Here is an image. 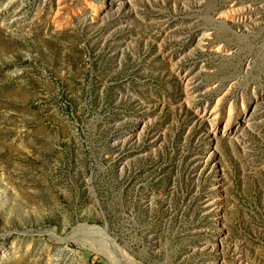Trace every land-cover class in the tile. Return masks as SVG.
<instances>
[{
  "label": "rangeland",
  "instance_id": "obj_1",
  "mask_svg": "<svg viewBox=\"0 0 264 264\" xmlns=\"http://www.w3.org/2000/svg\"><path fill=\"white\" fill-rule=\"evenodd\" d=\"M0 264H264V0H0Z\"/></svg>",
  "mask_w": 264,
  "mask_h": 264
},
{
  "label": "bare ground",
  "instance_id": "obj_2",
  "mask_svg": "<svg viewBox=\"0 0 264 264\" xmlns=\"http://www.w3.org/2000/svg\"><path fill=\"white\" fill-rule=\"evenodd\" d=\"M220 16L225 18V19H229V18L231 19L232 18V16H230L227 11H223L220 14ZM241 110L242 111L240 113H238V116L235 119H232V112L233 111L230 108L226 114L221 113L220 115L225 114L224 116H221V117L217 116L218 111L215 109H210L208 111V113L206 111H204V112L206 113L208 121L214 127V130L216 132L220 131L223 134L236 137L237 132H239L240 130L243 131L244 126H246V124H247V118L245 115L246 108L242 107ZM51 232H52V235H54L55 232L53 230H51ZM95 236L99 237V239L103 243V245L105 244L107 247H110L112 250L119 253V255H121L123 257L126 256L124 251H122L115 244V242L105 234V231L96 227V226H91V225H86V224L77 226L70 232V236H66L62 240L65 241L66 239H74L77 241V239L82 238V237H84V238L91 237V239H95L94 238ZM89 247L92 250L99 252L98 249L95 248L94 246H92L90 243H89Z\"/></svg>",
  "mask_w": 264,
  "mask_h": 264
}]
</instances>
